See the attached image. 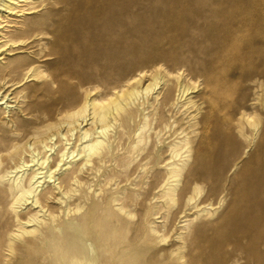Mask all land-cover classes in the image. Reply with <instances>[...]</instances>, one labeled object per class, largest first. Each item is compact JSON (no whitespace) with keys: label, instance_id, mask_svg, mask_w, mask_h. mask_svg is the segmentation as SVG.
<instances>
[{"label":"bare ground","instance_id":"bare-ground-1","mask_svg":"<svg viewBox=\"0 0 264 264\" xmlns=\"http://www.w3.org/2000/svg\"><path fill=\"white\" fill-rule=\"evenodd\" d=\"M16 10L0 264H264V0Z\"/></svg>","mask_w":264,"mask_h":264},{"label":"rangeland","instance_id":"rangeland-1","mask_svg":"<svg viewBox=\"0 0 264 264\" xmlns=\"http://www.w3.org/2000/svg\"><path fill=\"white\" fill-rule=\"evenodd\" d=\"M22 5L23 4H20L19 7H23ZM17 13H18V10H16L14 13L7 14V13L2 12L0 14V30H1L0 31V44L3 43V39H2L3 35L2 34L3 33L5 34V28L12 29L13 23L19 21L18 18H20L21 15L17 14ZM24 15H28V13H24ZM3 51H4V49H2L0 51V62L3 60L4 57L8 56V54H6V53L3 54ZM13 90L14 89H11L10 90L11 93H7V100H6V102L9 103L10 106L13 108V112H12V114H10L8 116L3 117L4 121L5 120L6 121H8V120L18 121V120L22 119L21 115L18 114V110L21 108V102L22 101H16V102L14 101V97L12 94V93H14ZM2 93H3V91H2ZM3 118H1V119H3ZM4 121H3V123H4ZM3 123H0V134L3 132V130L5 131V129L3 128Z\"/></svg>","mask_w":264,"mask_h":264}]
</instances>
